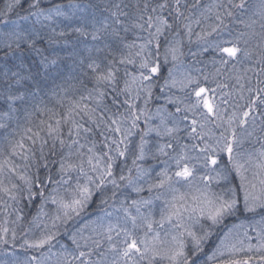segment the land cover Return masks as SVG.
I'll return each mask as SVG.
<instances>
[{"label": "snow or ice", "instance_id": "obj_1", "mask_svg": "<svg viewBox=\"0 0 264 264\" xmlns=\"http://www.w3.org/2000/svg\"><path fill=\"white\" fill-rule=\"evenodd\" d=\"M101 11L0 7V264H264V0Z\"/></svg>", "mask_w": 264, "mask_h": 264}, {"label": "trees", "instance_id": "obj_2", "mask_svg": "<svg viewBox=\"0 0 264 264\" xmlns=\"http://www.w3.org/2000/svg\"><path fill=\"white\" fill-rule=\"evenodd\" d=\"M127 3H131L132 0H125ZM194 2V0H187V3L191 5ZM202 3H207L208 0H201ZM252 2H255V0H252ZM6 3V0H0V7H4ZM51 3L59 4L62 5L65 9V11L72 17L71 20H63L61 18V23H60V28H66L67 25L71 24L72 26H78L80 21L79 17L81 16H91L93 13L97 17H103L107 16V12L101 11L107 4L110 3V0H51ZM45 6H49V0H44ZM95 5V8H90L88 5ZM27 2H25L24 7L27 8ZM78 6V7H77ZM195 11V10H193ZM13 19H17V17H13ZM89 31L91 30L90 27L88 29ZM56 40L58 43L52 45L51 48L47 44H43V47L45 49H48V53L46 54H56L58 53L59 56L63 57V63L62 67L64 68L65 74L68 72H71V67L70 65L72 64L71 59L69 58L68 54L73 51V47L76 48L77 51L83 50L87 46H91L94 42L91 40V37H83L80 36L78 33L72 32L70 29H68V34L64 37H56ZM188 45L186 44L185 46V52L187 53L188 51ZM193 51L196 50V45L193 44L190 46ZM53 49L55 50V53H53ZM3 56V52H0V57ZM32 59H35L36 61L39 60V57L33 56ZM197 58L192 57L191 55H186L185 57V64L190 65L195 62ZM199 60L202 61H207L210 59L209 56H201L198 58ZM199 67H204L203 64L198 65ZM208 71L211 70V65H208V68L206 69ZM164 75H167V68L164 70ZM162 83V81H161ZM174 93L180 94L176 92V90H173ZM155 95H159L160 99L159 100H154L153 101V111H155V106L161 105L165 103L164 96L160 94L159 89L157 88L155 90ZM170 110L172 109V106L169 105ZM133 139H136V137H133ZM128 165L131 166V158L128 159L127 161ZM155 161H147L145 162V167H147L149 164H154ZM119 165L117 167V171H119ZM135 195V194H133ZM143 195H147V193H144ZM38 203V202H37ZM25 214L27 215L28 218H30L31 215H34L36 212V207H27L24 209ZM60 241L67 242L63 236H61ZM210 247V246H209ZM4 257L0 255V261H2Z\"/></svg>", "mask_w": 264, "mask_h": 264}]
</instances>
